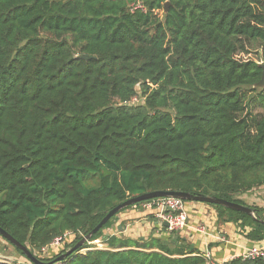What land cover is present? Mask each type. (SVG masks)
<instances>
[{
  "label": "trees",
  "instance_id": "16d2710c",
  "mask_svg": "<svg viewBox=\"0 0 264 264\" xmlns=\"http://www.w3.org/2000/svg\"><path fill=\"white\" fill-rule=\"evenodd\" d=\"M253 50L264 64V0H0V228L55 264L115 206L170 191L249 206L205 204L263 243L264 208L241 199L264 188ZM134 206L61 264H208L162 224L108 233Z\"/></svg>",
  "mask_w": 264,
  "mask_h": 264
},
{
  "label": "crops",
  "instance_id": "0c3cea01",
  "mask_svg": "<svg viewBox=\"0 0 264 264\" xmlns=\"http://www.w3.org/2000/svg\"><path fill=\"white\" fill-rule=\"evenodd\" d=\"M262 189L264 188H260L259 190ZM251 195L252 191L244 194L241 199L249 198L251 203L254 202L256 206L264 208V201H260L259 198L255 197L251 198ZM186 211L189 218L188 226L181 231V234L199 252H203L210 242L213 243L214 245L208 251L212 264H223L241 256L250 248L259 247L264 249V242L254 244L246 241L238 233L235 225L231 223L220 224L217 221L214 209L205 204L187 202ZM150 216L153 219H149ZM158 224L162 223L157 221L152 214L138 213L134 209H129L120 214L115 224L116 227L109 230L108 233L132 238L138 235L147 237L154 229L156 233L158 232Z\"/></svg>",
  "mask_w": 264,
  "mask_h": 264
},
{
  "label": "water",
  "instance_id": "95a60500",
  "mask_svg": "<svg viewBox=\"0 0 264 264\" xmlns=\"http://www.w3.org/2000/svg\"><path fill=\"white\" fill-rule=\"evenodd\" d=\"M167 5H165L164 12L167 10ZM79 58L82 59H89L88 56H79ZM260 68L262 69V75L259 83L255 84V88L259 87H264V64H259ZM155 198H175V199H180L184 202H197V203H202V204H213V205H218L230 210L238 211L245 213L247 215H250L254 217L253 215V209L250 208L249 206L241 205L238 203H233V202H228L223 199H219L216 197L212 196H207V195H198V196H191L187 193H181V192H162V191H156V192H150L146 194H142L140 196H136L134 198H131L114 208H112L105 216L104 218L100 221V223L92 230L91 233L86 235L81 239L80 242L75 244L72 248L68 249L64 254L61 256L57 257L54 261L55 263L57 262H62L64 259L71 257L74 258L77 255V252L82 244L85 242H88V240L91 238V236L96 233L111 217L115 216L119 212H121L124 209H127L131 206H134L137 203L148 201L151 199ZM163 226L166 228L167 223H163ZM0 236L3 237L5 240H7L11 245H13L16 249L20 250L25 257L32 263V264H41V262L27 249L25 245H21L18 243L15 239H13L9 234H7L5 231H3L0 228Z\"/></svg>",
  "mask_w": 264,
  "mask_h": 264
},
{
  "label": "built area",
  "instance_id": "2783aa9c",
  "mask_svg": "<svg viewBox=\"0 0 264 264\" xmlns=\"http://www.w3.org/2000/svg\"><path fill=\"white\" fill-rule=\"evenodd\" d=\"M138 8L143 9L140 4H137L134 7V9ZM132 209H134L138 213L152 214V216H154L157 221L161 222L162 224L167 223L166 229L169 232H181L188 226L189 218L186 211V204L180 199L155 198L141 202L139 206H134L132 207ZM60 240V238L55 240L51 246L59 245ZM202 253L203 257L207 260V263L212 264L211 257L208 253L207 248H205ZM239 257H241L242 260H253L261 258L264 261V250L257 247L250 248Z\"/></svg>",
  "mask_w": 264,
  "mask_h": 264
},
{
  "label": "rangeland",
  "instance_id": "374dc122",
  "mask_svg": "<svg viewBox=\"0 0 264 264\" xmlns=\"http://www.w3.org/2000/svg\"><path fill=\"white\" fill-rule=\"evenodd\" d=\"M261 53L260 50H253L250 54L248 55H240L238 57H241L242 59H251L254 61H258V63L260 64V57ZM253 112L255 114H261L262 110L257 106L255 108H253ZM259 198L260 201H264V189L259 190H253L252 191V195L251 198ZM243 201L247 204V205H255V203H251L250 199H243ZM118 218V217H117ZM92 244H94V246H96L97 248H102V244L100 243V241H96L93 242ZM55 247V249L57 248V246H53ZM87 250H82L80 252H78V254H84ZM48 249H46V251L44 252V254L42 255V257H47L48 253ZM54 253V251H53ZM35 254V252H34ZM37 254V253H36ZM49 256V255H48ZM0 262L2 264H29L27 261H25L22 256L9 244L7 243L5 240H3L0 237ZM55 264H61V262H57Z\"/></svg>",
  "mask_w": 264,
  "mask_h": 264
}]
</instances>
